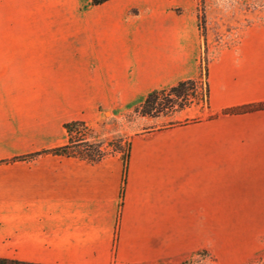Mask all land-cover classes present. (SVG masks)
<instances>
[{
	"label": "crops",
	"instance_id": "crops-1",
	"mask_svg": "<svg viewBox=\"0 0 264 264\" xmlns=\"http://www.w3.org/2000/svg\"><path fill=\"white\" fill-rule=\"evenodd\" d=\"M190 1L191 48L178 16L94 33L84 21L77 87L71 52L40 51L0 29V259L171 264L206 251L219 264H246L264 253V109L223 114L264 101V21L241 26L226 43L208 39L213 118L137 130L127 158L51 152L68 144L67 123L95 126L99 107L118 115L151 90L197 76L202 40Z\"/></svg>",
	"mask_w": 264,
	"mask_h": 264
},
{
	"label": "rangeland",
	"instance_id": "rangeland-1",
	"mask_svg": "<svg viewBox=\"0 0 264 264\" xmlns=\"http://www.w3.org/2000/svg\"><path fill=\"white\" fill-rule=\"evenodd\" d=\"M195 1L197 6L193 12V18L196 11L199 13V9H203L207 13L209 21H219V24H215L216 32L212 34L214 41L219 44L223 41L228 42V39L237 38L242 27L249 23L248 21H264V0ZM192 8L193 2L190 0H184L182 4L177 0H108L107 3L104 2L96 6L91 5V0H0V29L5 28L8 35L16 30L21 35L23 43L27 44L28 41H32L34 46L37 43V49L40 51L71 52L69 56L71 87H77L79 70L83 68L82 65L81 67L79 65L77 55L78 39L86 31L84 21L94 23L93 27L88 26L90 29L93 28V31L89 30L94 33L101 32L106 28V24L116 26L118 21L125 24V21L132 19L137 21L164 17V15L170 18L178 16L179 20L183 21L178 23L183 29L184 46L191 48L190 37L195 35L190 23ZM3 20L6 21L5 26H3ZM194 21H196L195 18ZM236 26H242L241 30L237 31ZM197 27L200 41L202 40L199 60L201 59L205 63L209 61L208 48L203 41L206 29L202 31L200 22ZM151 28L154 27L151 26ZM23 45L26 48V45ZM189 51H186L187 54ZM184 60L185 58H183ZM189 81L195 85L196 97L205 93L207 78L204 71L201 72L200 79L197 75ZM67 92L71 98L78 97L76 89L71 88ZM171 97V99H175L174 96ZM139 104L132 108H120L118 115H111V106L99 107L101 121L95 126H90L91 132L82 133V135L79 132L73 134L74 140L85 138L87 142L74 145L75 148L72 150L86 152V146H88L90 154L91 152L95 153L97 147L100 146L103 156L125 153L131 134L137 130L155 131L167 128L171 123L174 126L179 123L216 116L205 104L201 105V102L195 104V100L189 109L186 108L182 112L170 116L161 115L158 117H143L139 113ZM204 107L206 113L200 114L198 110ZM92 108L88 107V110ZM89 114L88 112L87 115ZM173 262L171 264H219L217 258L206 251L186 255ZM246 264H264V253L256 255Z\"/></svg>",
	"mask_w": 264,
	"mask_h": 264
},
{
	"label": "trees",
	"instance_id": "trees-1",
	"mask_svg": "<svg viewBox=\"0 0 264 264\" xmlns=\"http://www.w3.org/2000/svg\"><path fill=\"white\" fill-rule=\"evenodd\" d=\"M108 0H91V5H100ZM194 13V18L196 20L197 26L199 25V22L201 24V29L202 31L206 29V34L203 35V41L204 44H207L208 39L210 40H215L212 37V34L216 32L215 24L218 23L219 21H209V17L207 13L203 9H199ZM249 23L252 21H248ZM241 26H236V30L239 31L241 28H238ZM217 43V42H216ZM207 46V45H206ZM204 71L205 76L207 78L208 74V62L206 61L205 63L202 62L200 59L197 64L196 68V74L199 75V79L201 78V72ZM190 79L187 80H179L177 81L174 85L168 88H161V89H154L148 92L143 100L139 104V113L142 116L146 117H158L161 115L164 116H170L179 112H182L184 109L188 108L191 106L193 100H195V104H198L201 102V105L205 104L208 107V97H209V89H208V82L206 81V90L205 93H201L200 97H196L194 93V88L195 85L192 81H189ZM174 96L175 99H171ZM264 109V101L259 102V103H251V104H245L233 108H229L223 111L224 115H233V114H242L246 112H253L257 110H263ZM213 118V117H210ZM173 124L171 123V127ZM66 133L68 136V144L65 146H61L58 148H55L51 150L54 154H65V155H72V156H77L79 158L94 162L98 161L101 158H103L102 150L101 147L98 146L96 152L94 153H88L89 152V147H87L86 152L82 151H75L72 150L74 145L87 142L85 138H81L78 140L73 139V134H76L77 132L81 133L80 135L85 134L87 132H91L92 129L89 125L82 121H72L69 122L65 125ZM79 147V146H78ZM129 145L127 146V150L125 153V157L127 158L128 156V148ZM72 150V151H71ZM124 183L125 179L123 180V185L121 188V196H123L124 192ZM0 264H27L19 261H11V260H6V259H0Z\"/></svg>",
	"mask_w": 264,
	"mask_h": 264
}]
</instances>
